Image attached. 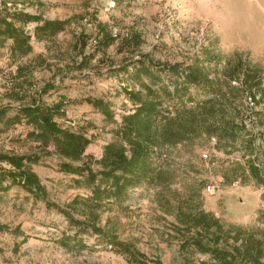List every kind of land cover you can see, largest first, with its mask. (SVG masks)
I'll list each match as a JSON object with an SVG mask.
<instances>
[{
  "label": "rangeland",
  "instance_id": "rangeland-1",
  "mask_svg": "<svg viewBox=\"0 0 264 264\" xmlns=\"http://www.w3.org/2000/svg\"><path fill=\"white\" fill-rule=\"evenodd\" d=\"M4 2L8 7L39 13L45 18L68 20L65 29L51 38H31L32 51L17 61L9 57L10 41L0 47V105L11 104L7 111V116H11L19 104L34 99L47 106L62 103L64 115L56 117L57 122L85 132L91 140L82 160L99 159L103 145L114 139L113 130L121 115L132 110L124 89L138 86L121 69L128 67L132 71L131 67L140 59L160 70L161 82L171 88L176 78L167 70L168 65L184 66L200 55L202 48L216 49L222 59L238 51L242 59L261 69L264 81V0H0V9ZM33 26H28L30 31ZM106 32L115 40L102 48L98 42ZM133 33L141 38L136 47L132 44ZM18 65L23 68L17 75ZM12 89L19 91L20 101L10 98L8 91ZM190 92L201 98L202 94L194 88ZM87 98L108 101L113 119L105 118L87 104ZM255 110L252 129L256 144L264 146L260 138L264 134V107L259 105ZM28 129L24 123L0 122V151L41 155L31 168L45 185L49 201L64 206L77 194L87 195L88 188L77 185L72 178L75 176L59 169L56 154L45 155L36 143L26 139ZM240 145L237 142V148ZM206 148L214 146L203 137L199 144L162 150L176 167L172 188L201 183L203 208L213 211L227 224L264 228V192L260 189L264 183L226 168L243 162L242 158L231 160L227 156L229 148L226 152L215 146L211 158L217 164L207 167L199 160L200 151ZM256 153L257 162L264 165V147H258ZM223 174L230 179L241 177V181L227 184ZM211 179L219 181V188L206 194L203 187ZM154 193V189L145 186L130 190L126 202L128 216L113 210L103 214L102 223L107 216L118 217L120 238H131L148 257L158 256L164 264H215L207 255L180 248L181 236L171 230L168 223L172 217L158 209ZM0 222L9 227L20 225L26 236L25 242L20 243L22 236L0 233V264H128L123 256L97 242L89 231L79 236L88 248L64 247L59 243L61 232L72 231L64 216L18 187L9 190L0 201Z\"/></svg>",
  "mask_w": 264,
  "mask_h": 264
},
{
  "label": "trees",
  "instance_id": "trees-1",
  "mask_svg": "<svg viewBox=\"0 0 264 264\" xmlns=\"http://www.w3.org/2000/svg\"><path fill=\"white\" fill-rule=\"evenodd\" d=\"M30 24L34 25L32 31L28 28ZM67 24V19L45 18L39 13L8 7L4 2L0 9V47L10 41L9 57L17 61L32 51L31 38L38 41L51 38ZM131 39L135 47L141 42L138 33H133ZM114 40L115 37L106 32L98 43L105 48ZM22 68L21 65L16 67L17 75ZM131 68L132 71L128 67L121 70L138 86L124 89L133 108L121 115L113 130L114 139L103 145L99 159L82 160L91 140L85 132L71 130L57 122L56 117L64 115L62 103L47 106L34 99L31 103L19 104L11 116H7L11 104L0 105V122L28 126L26 139L36 143L45 155L56 154L60 159L59 169L75 176L73 181L89 190L87 195H75L64 206L53 203L48 200L45 185L31 168L40 161V154L0 151V201L9 190L18 187L34 200L55 209L72 230L61 232L59 240L68 249L88 248L79 236L89 231L97 242L123 256L128 264H164L158 256L148 257L131 238H120L118 217L107 216L102 223L103 214L113 210L127 217L129 191L145 186L155 190L153 200L158 209L172 217L168 224L181 236L180 248L188 247L207 255L215 264H264V228L227 224L213 211L203 208L199 195L201 183L172 188L176 167L162 152L170 146L199 144L203 137L208 139L213 135L218 149L229 148V155L234 151L249 155L243 162L226 168L234 173L239 170L242 175L248 174L256 183L263 184L262 170L255 165V157L258 147L264 146L256 144L255 133L245 125L249 116H255L257 106L264 107L261 69L242 59L238 51L222 59L221 54L211 48H202L201 54L184 66L168 65L167 70L176 78L171 88L161 82L160 70L153 69L151 63L146 65L140 59ZM192 88L202 94L201 98L191 95ZM46 90L47 87L43 88V92ZM8 92L10 98L22 99L19 91ZM247 96L254 100L251 110L244 103ZM85 101L105 118L113 119L108 101L100 98ZM237 142L241 144L239 148ZM237 178L230 179L223 174L227 184ZM261 199L264 201V193ZM262 216L264 218V211ZM0 233L22 236L20 243L26 240L20 225L9 227L0 222Z\"/></svg>",
  "mask_w": 264,
  "mask_h": 264
},
{
  "label": "built area",
  "instance_id": "built-area-1",
  "mask_svg": "<svg viewBox=\"0 0 264 264\" xmlns=\"http://www.w3.org/2000/svg\"><path fill=\"white\" fill-rule=\"evenodd\" d=\"M244 103L247 106V108L249 110H251V108L254 107V100L252 99V97L247 96L244 98ZM250 112V111H249ZM248 112V113H249ZM254 124V117L253 116H249V118H247L245 120V125L247 128H249V130H251L253 133H255L252 129V125ZM260 138L264 141V134H260ZM217 142V139L215 136H210L208 138V143L213 147L215 146ZM215 151L213 148H206L204 150H201L199 153V160L201 162H203L207 167H212V166H216L217 161L213 160L211 158V152ZM231 157V160H245L249 157V155H243L240 151H234L232 154L229 155ZM235 156V157H234ZM251 157H255V155H251ZM242 158V159H241ZM255 159V158H254ZM255 165L258 166L259 168H261L262 170V177L264 178V165L257 162V160L255 159ZM220 180V179H218ZM241 178L238 177L233 183L238 184L240 183ZM219 188V181L215 180V179H211L204 187H203V191L206 194H212L213 192L216 191V189ZM263 192H264V186H262L260 188ZM261 206L264 208V202L261 203Z\"/></svg>",
  "mask_w": 264,
  "mask_h": 264
}]
</instances>
